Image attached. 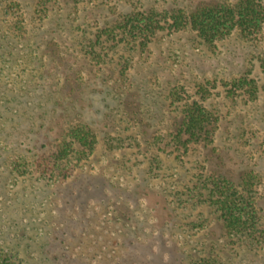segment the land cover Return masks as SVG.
Listing matches in <instances>:
<instances>
[{"label": "rangeland", "instance_id": "1", "mask_svg": "<svg viewBox=\"0 0 264 264\" xmlns=\"http://www.w3.org/2000/svg\"><path fill=\"white\" fill-rule=\"evenodd\" d=\"M236 1L0 0V264H264V22L215 48L156 15L104 30ZM81 126L92 151L56 162ZM250 174L254 225L232 235L213 183Z\"/></svg>", "mask_w": 264, "mask_h": 264}, {"label": "trees", "instance_id": "2", "mask_svg": "<svg viewBox=\"0 0 264 264\" xmlns=\"http://www.w3.org/2000/svg\"><path fill=\"white\" fill-rule=\"evenodd\" d=\"M263 2L264 0H238L235 3L203 4L195 7L190 12H185L184 10L162 14L153 11L146 13L136 12V14L125 16L120 23L104 30L111 32L115 28L121 29L123 33L131 36H135L136 33L144 35V33L140 32H145L146 30L150 34H154L156 30L161 28L159 27V21L154 22L152 19V16L156 15L167 18V30L175 31L188 27L196 33V37L204 45L209 48H215L217 41L231 35L235 30L239 32L242 38H251L259 34L264 22ZM106 31H100L99 35L96 36V41H99ZM242 85L236 83L234 87L238 88ZM185 112L181 128L188 133L190 140L192 138L198 140L201 126L203 122L208 120V117L200 106L197 114L192 110ZM68 137L70 143L63 141L53 153L56 162L67 158L69 152L73 150V143L92 151L94 139H92L89 131L84 130V127H71ZM251 181L252 175L250 174L242 177L237 185L227 181V179L223 180L222 186H219L218 183H213V192L217 197L213 203L221 213L223 227L227 233L232 235H237L239 231L244 233L248 227L252 229L254 225L252 217L249 216V213H245L246 206L247 204L250 205V203L245 196H240L241 192L243 194H246L245 191L249 192ZM206 259L209 260L210 258ZM202 261L204 262L205 259ZM209 262L220 264L217 259H210Z\"/></svg>", "mask_w": 264, "mask_h": 264}]
</instances>
